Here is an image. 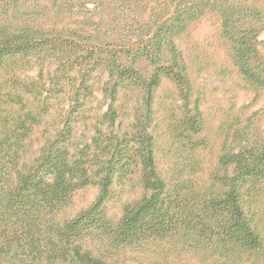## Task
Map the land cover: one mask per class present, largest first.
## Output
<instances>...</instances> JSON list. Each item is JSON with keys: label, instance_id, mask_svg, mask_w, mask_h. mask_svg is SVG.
Returning <instances> with one entry per match:
<instances>
[{"label": "trees", "instance_id": "16d2710c", "mask_svg": "<svg viewBox=\"0 0 264 264\" xmlns=\"http://www.w3.org/2000/svg\"><path fill=\"white\" fill-rule=\"evenodd\" d=\"M37 1L0 0V264L68 258L81 264H119L80 251L79 242L94 233H104L120 246L187 237L219 264L263 261L264 235L252 204L264 197V138L238 135L236 147L223 153L209 174L195 172L192 164L187 166L191 172L175 173L159 169L154 132L155 92L168 80L181 103L173 126L175 144L195 153L203 146L201 113L188 108L192 88L176 41L207 13L219 15L236 71L264 86L256 51L262 13L236 0H179L147 38L94 52L25 15L24 6ZM28 57H55L59 80L4 82V71ZM91 72L106 77L100 93L107 105L102 115L89 118L90 140L72 151L75 126L87 119L85 106L93 96ZM65 87L70 93L67 112L53 136L25 162L27 140L54 101H63ZM123 107L129 113L126 126L120 121ZM132 180L144 195L126 204L114 223L107 211L112 190ZM89 186L99 192L93 203L61 219L76 192Z\"/></svg>", "mask_w": 264, "mask_h": 264}, {"label": "rangeland", "instance_id": "374dc122", "mask_svg": "<svg viewBox=\"0 0 264 264\" xmlns=\"http://www.w3.org/2000/svg\"><path fill=\"white\" fill-rule=\"evenodd\" d=\"M179 0H39L24 6L28 14L39 25L78 41L89 51L102 48L120 49L136 44L148 33L165 14L172 12ZM236 2L258 10L264 16V0H236ZM220 17L207 13L198 21L190 23L177 38V50L182 54L192 88L189 109L195 107L201 113L203 143L196 153L185 146L176 145L173 126L180 115L178 92L168 80H163L155 92V110L158 112L156 132V152L159 169L165 172L206 173L216 170L217 160L223 153L236 147L239 138L260 140L264 138V86L251 84L238 73L231 58L230 45L221 33ZM264 27V24H263ZM87 47V48H86ZM258 62L264 68V28L256 41ZM13 65V64H12ZM59 66L55 57L39 60L34 57L18 60L13 68L3 73L4 82L14 84L25 81L59 80ZM149 70V69H146ZM42 78V79H39ZM106 80L100 72H91L88 84L92 86V97L85 106L87 119L75 126L71 150L85 145L93 136L89 118L102 115L106 101L100 93ZM48 85V84H47ZM46 85V86H47ZM63 101H54L43 124L36 128L27 140L24 161H30L50 139L60 116L68 110L70 96L65 87ZM120 121L126 126L129 116L121 110ZM7 126H3L5 133ZM12 128V126H11ZM14 150V149H13ZM12 150V151H13ZM192 160L194 163H191ZM205 174L200 180H205ZM113 195L107 204V211L115 223L121 217L127 204L140 200L144 191L136 181H126L114 186ZM96 187L76 192L61 213V219L75 216L86 209L97 198ZM256 224L264 235V197L252 204ZM81 252L89 253L108 263L119 264H219L200 246L190 239L150 240L143 244L120 246L112 242L104 233L89 234L80 242ZM205 253V254H203ZM17 264H81L75 259L36 260ZM251 264V263H244ZM258 264H264V260Z\"/></svg>", "mask_w": 264, "mask_h": 264}]
</instances>
